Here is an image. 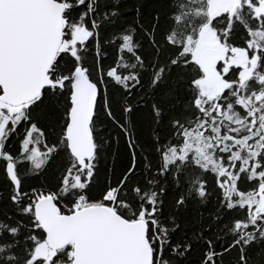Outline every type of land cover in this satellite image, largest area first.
Instances as JSON below:
<instances>
[{
    "label": "snow or ice",
    "instance_id": "1",
    "mask_svg": "<svg viewBox=\"0 0 264 264\" xmlns=\"http://www.w3.org/2000/svg\"><path fill=\"white\" fill-rule=\"evenodd\" d=\"M218 2L0 0V264H264V0Z\"/></svg>",
    "mask_w": 264,
    "mask_h": 264
},
{
    "label": "water",
    "instance_id": "2",
    "mask_svg": "<svg viewBox=\"0 0 264 264\" xmlns=\"http://www.w3.org/2000/svg\"><path fill=\"white\" fill-rule=\"evenodd\" d=\"M54 48H55V42L54 41H47V40H45L43 42V45H42V53H43V56L46 59H50L51 56L53 55Z\"/></svg>",
    "mask_w": 264,
    "mask_h": 264
},
{
    "label": "rangeland",
    "instance_id": "3",
    "mask_svg": "<svg viewBox=\"0 0 264 264\" xmlns=\"http://www.w3.org/2000/svg\"><path fill=\"white\" fill-rule=\"evenodd\" d=\"M220 6H221V5H220V3L218 2V0H217L216 3H213L212 0H210L209 10L211 11L213 8H215V7H220ZM206 39H207V38L201 40L199 43H200V44H204V43H206ZM208 86H209V88H213V89L216 88V87H217L216 80H215V79H210L209 82H208Z\"/></svg>",
    "mask_w": 264,
    "mask_h": 264
}]
</instances>
